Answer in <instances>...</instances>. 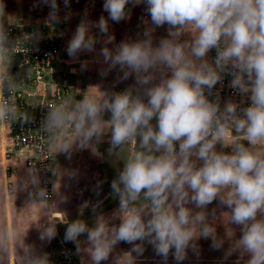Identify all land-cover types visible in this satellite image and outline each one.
Returning a JSON list of instances; mask_svg holds the SVG:
<instances>
[{
    "label": "clouds",
    "instance_id": "obj_1",
    "mask_svg": "<svg viewBox=\"0 0 264 264\" xmlns=\"http://www.w3.org/2000/svg\"><path fill=\"white\" fill-rule=\"evenodd\" d=\"M129 2L104 0L108 19L122 20ZM133 2L146 4L152 25H167V38L154 45L151 32L145 31L144 39L121 43L114 53L105 48L102 55L110 67L128 69L125 78L134 73L138 84L152 86L136 96L125 91L103 102L84 96L47 117L50 131L74 126L84 147L106 126L103 113L109 112L112 146H133L112 183L122 213L119 226L109 229L98 222L89 229L76 221L65 239L75 241L87 233L94 264L107 260L118 242L145 240L165 261L174 250L179 262L203 220L186 205L204 208L219 199L231 210V222L241 226L237 248L249 254L248 264H264V0ZM50 7L48 19L56 22L57 0H50ZM92 27L108 31L103 16L95 24L82 20L67 48L70 57L93 50L95 41L86 35ZM186 32L191 39L181 42ZM4 39L0 31V44ZM211 50L216 56L209 62ZM156 73L159 82L153 83ZM225 74L232 77L229 87L250 102L240 114L231 100L221 111L218 100L207 98ZM9 111L0 100V119ZM217 144L231 146V153L217 151ZM141 195L147 203L136 207ZM210 231L204 228L200 235L207 237Z\"/></svg>",
    "mask_w": 264,
    "mask_h": 264
},
{
    "label": "crops",
    "instance_id": "obj_2",
    "mask_svg": "<svg viewBox=\"0 0 264 264\" xmlns=\"http://www.w3.org/2000/svg\"><path fill=\"white\" fill-rule=\"evenodd\" d=\"M0 5H2L0 21L12 31V36L6 39L7 42L13 43L23 38L27 27L34 26L41 27L45 36L58 39L63 47L53 76L46 78L42 84L33 80L34 72L31 67L18 65L16 57H1L0 69L11 81L16 92L20 94L18 100L22 97L34 105L43 101H56L54 98L56 86L66 91V95L60 98V102L58 101L61 106L70 108L84 96L94 98L90 91L96 90L95 85L91 82H83L81 77L75 75L81 76L85 68L91 71L96 67L94 63H91L93 67L91 69L87 63L88 58H93V50L79 51L74 57H70L67 52L77 27L85 19L79 18L74 13L70 0H67V3L65 0H57L56 22L48 19L52 11L50 0L47 4L44 0H0ZM159 28V30L156 29L155 38L152 37L155 45L161 38H167L168 34L167 25ZM191 36V33L186 32L180 37V41L190 40ZM211 55L212 51L207 56L209 62L212 61ZM14 72H17L16 77L13 76ZM72 76L79 77L81 80L72 83ZM231 79L232 77L229 79V84ZM229 100L239 106L238 114H240V108L247 107L250 103L247 97L236 92L234 96H226L219 101L221 111ZM16 105H12L14 118L31 112V110L19 109ZM52 110L47 112L43 120L44 128L48 133L49 149L54 156L53 168H55L51 182L52 197L48 202L42 199L40 193V177L32 174L25 166L24 160L31 156V153L24 149L12 150L11 141L5 135L6 131H2L6 145V147L3 145L4 152L12 153L5 160L4 155L2 157L1 148L0 242H5L7 245L5 264H62L60 245L64 242L74 247L77 264H94L87 233L81 234L75 241H68L65 239L68 226L73 222L82 221L89 229H92L98 222H105L111 229L118 227L121 222L119 196L113 191L112 183L118 180L125 163L115 162V149H118V152L126 149L129 158L131 148L128 144L112 146L111 127L108 125L111 118H103L106 126L84 147H81V137L74 126L66 125L54 131L47 128V117ZM106 116L109 117V113H106ZM152 123L154 124L155 121ZM233 135L235 136L236 133L233 132ZM239 142L248 146L245 140ZM65 145L68 146L66 151ZM216 150L231 153L232 147H222L217 144ZM6 164L10 170L8 173L4 170ZM146 203L141 195V199L135 206L139 207ZM186 207L192 210L193 215L198 213L203 217V220L196 225L195 242L199 244L202 238L201 230L208 228L211 230L210 234L201 240L202 244L207 246L208 250H217L221 254L219 258L210 257L202 261L196 259L193 264H248L249 256L246 257L243 252L241 253L240 248H237L242 235L241 226L231 222L229 208L221 204L219 199L204 208H196L194 204H188ZM145 211L148 210L145 209ZM29 229L42 234L40 244L38 239H33L29 235ZM49 232L52 233L51 236L48 235ZM34 241L38 246L32 245ZM151 245L147 240L136 241L133 244L118 242L110 250L107 260L102 261L101 264H179L176 260L166 262L161 258L162 256L154 254L155 248ZM150 246L153 254L148 256ZM137 247L142 251H135Z\"/></svg>",
    "mask_w": 264,
    "mask_h": 264
},
{
    "label": "built area",
    "instance_id": "obj_3",
    "mask_svg": "<svg viewBox=\"0 0 264 264\" xmlns=\"http://www.w3.org/2000/svg\"><path fill=\"white\" fill-rule=\"evenodd\" d=\"M0 31L3 32L5 39L0 44L1 57H16L19 66H29L34 72L33 80L41 82L53 76L58 57L62 50V45L58 39H52L44 35L41 27L30 26L25 30L23 38L9 43L6 39L12 36V31L0 21ZM212 51V60L216 56L215 50ZM17 76V72L13 73ZM230 75L225 74L221 82L212 89V95L207 98L210 101H221L226 96H234L236 91L229 87ZM56 101L41 102L37 105L24 99L18 100L20 94L16 92L8 77L0 69V100L7 103L10 111L0 119L2 131H6L11 141V149H24L31 153L25 158V166L34 175L40 177V186L45 200L52 197L51 180L54 175L53 154L49 149V138L44 128L43 120L49 110L61 107L60 98L66 95L62 87L56 86L54 90ZM218 94V96H217ZM59 101V102H58ZM58 102V103H57ZM22 110H31L29 114L12 116V105ZM11 151L5 152V160L11 155ZM63 264H73V253L71 249L61 251Z\"/></svg>",
    "mask_w": 264,
    "mask_h": 264
},
{
    "label": "rangeland",
    "instance_id": "obj_4",
    "mask_svg": "<svg viewBox=\"0 0 264 264\" xmlns=\"http://www.w3.org/2000/svg\"><path fill=\"white\" fill-rule=\"evenodd\" d=\"M70 3H72V6L74 7V13L77 14L79 18L81 19L85 18L89 20L90 22H92L93 24H95L99 21L101 16H103L108 25L107 33H101L98 28L92 27L90 32L86 34V35H90L95 41V43L93 44V58H88L87 63L90 65L89 68L91 69L93 68L91 67V63H94L96 67L92 69L93 71L92 70L87 71V69L84 67L85 71L81 73V76L79 74H75L81 77L83 82L87 81V83L91 82L95 85L96 90L90 91L91 94L93 93L94 98L100 102H103L104 100H111V98L115 94H120L125 91H131L133 96H136L142 93L144 88L152 86L151 84L149 85L138 84L136 80V75L134 73L130 74L127 78H125L124 72L128 71V69L121 70L119 65L115 67H110V61L106 63L102 55L103 50L105 48H107L110 52L114 53L116 48L121 43L136 42L138 40L144 39L145 31H150L151 36L155 38L156 29L159 30L160 28L154 27V25H152L150 16L146 12V4H143V3L135 4L133 0H130L129 4L126 5V8H125V17L119 22H114L108 19V13L104 11V8H103L104 0H70ZM156 76H157V79L153 81V83L159 82V73H156ZM79 77L74 78V76H72L73 78L72 83L73 82L75 83V81L81 80V78ZM106 113H109V112L103 113V118H111V114L109 113V117H108L106 116ZM5 135L8 136L7 133H5ZM3 145L6 147L5 142L3 141V133L1 130V125H0V154H1V148H2V157L3 155L5 157ZM128 145H129V148H131L130 150L132 151L133 146L131 144H128ZM117 150L115 149L116 151L115 162L119 164L126 163L128 159L126 149H123L119 152ZM137 150H139V138H137ZM53 162H54V158H53ZM4 170L6 173L10 172L7 164H6V167H4ZM53 177L54 175L52 176V178ZM40 193H41L42 199L48 202L49 200H45V197L42 195V188H41ZM29 231H30L29 235L32 236L33 239H38L39 240L38 244H40V242L42 241V234L36 233L32 229H29ZM200 236L202 237L201 240L205 239L204 236L202 235ZM201 240H199V244L198 242L196 243L195 240L190 242L189 247L185 250L184 259L182 261H179V264H193L194 262H196V259H199V261H202L205 258H210V257L219 258L220 257L221 254L219 251L208 250L207 246L203 245ZM32 245L38 246L37 242L35 241L33 242ZM193 245H195V247H193ZM6 246L7 245L5 242H0V264H5L7 261L5 260L6 259ZM151 246L148 248L149 249L148 256H151L153 252L154 254L156 253L155 249L153 252L151 251L150 249ZM60 248H61V251L63 249H71L73 256H74L75 251H74V247L71 244L64 242L60 245ZM240 250H241V253L243 252L246 257L249 256V254L245 252L242 248H240ZM229 252L230 250L228 251V253ZM61 259H62V264H63L64 262H63L62 254H61ZM170 260L175 261L174 250L170 251V254L166 262H169ZM73 261H74L73 264H77L75 260ZM198 264H203V263H198Z\"/></svg>",
    "mask_w": 264,
    "mask_h": 264
},
{
    "label": "trees",
    "instance_id": "obj_5",
    "mask_svg": "<svg viewBox=\"0 0 264 264\" xmlns=\"http://www.w3.org/2000/svg\"><path fill=\"white\" fill-rule=\"evenodd\" d=\"M73 260H76L75 256H73Z\"/></svg>",
    "mask_w": 264,
    "mask_h": 264
}]
</instances>
